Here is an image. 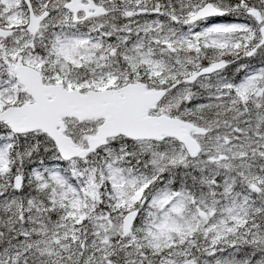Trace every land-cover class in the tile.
<instances>
[{
    "label": "snow or ice",
    "instance_id": "obj_1",
    "mask_svg": "<svg viewBox=\"0 0 264 264\" xmlns=\"http://www.w3.org/2000/svg\"><path fill=\"white\" fill-rule=\"evenodd\" d=\"M0 264H264V0H0Z\"/></svg>",
    "mask_w": 264,
    "mask_h": 264
}]
</instances>
